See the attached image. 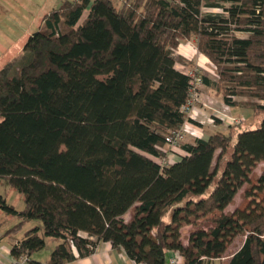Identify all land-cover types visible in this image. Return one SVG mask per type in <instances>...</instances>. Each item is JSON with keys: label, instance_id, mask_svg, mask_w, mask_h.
I'll list each match as a JSON object with an SVG mask.
<instances>
[{"label": "trees", "instance_id": "obj_1", "mask_svg": "<svg viewBox=\"0 0 264 264\" xmlns=\"http://www.w3.org/2000/svg\"><path fill=\"white\" fill-rule=\"evenodd\" d=\"M193 39L217 72L211 81L198 70L201 84L227 105L264 112V0H62L43 15L20 64L0 69V178L24 198L16 209L0 194V210L17 219L4 236L36 222L12 257L42 264L30 256L53 237L49 264L88 256L99 242L141 264L173 254L214 264L242 234L226 264H264V166L255 171L264 119L183 141L184 154L161 163L175 152L167 138L199 125L186 112L192 77L173 55Z\"/></svg>", "mask_w": 264, "mask_h": 264}, {"label": "rangeland", "instance_id": "obj_2", "mask_svg": "<svg viewBox=\"0 0 264 264\" xmlns=\"http://www.w3.org/2000/svg\"><path fill=\"white\" fill-rule=\"evenodd\" d=\"M61 2L62 0H0V69L7 62L13 59L16 62L15 67H17L20 64L22 56L26 53L24 50V44L27 40V37L32 32L38 29L42 16L53 7H57ZM203 10L204 12H211V13L222 12L220 9H212V8H204ZM86 14L87 11L85 10L83 12L82 19L86 16ZM235 34L237 36L245 35L242 32H238V31H235ZM181 44L184 45L187 44L186 46L190 52L187 53L189 56H184L177 53L179 46L177 47V49L174 50L173 55L176 60L175 67L177 69L182 71L187 69H191V70L198 69L200 73L205 71L209 75L217 78V72L213 68V65L210 63V61H207V59L203 55H200L199 52L196 50L194 39L189 42L186 43L184 42ZM184 54H186V51ZM195 97L197 98V96ZM236 99L245 100V101L249 100V98L244 95L236 97ZM211 103L213 104V101ZM228 110L229 108H224V105H222L220 109H214L213 111H216L215 114H220V113H226L228 112ZM210 117H214V116H210ZM237 117L243 118L241 129H255L260 125L261 120L264 119V112H259L257 114H253L252 116L250 115L249 117L247 115H239ZM196 118L198 119L199 116H197ZM208 123H214V120L213 122H208ZM224 126L226 125L224 124ZM227 127L230 128L231 126L227 125ZM232 129L234 130V132L237 131V128L234 129L232 127ZM169 149L171 148L169 147ZM173 149L176 150L177 148L173 147ZM262 166H264V164L260 163L256 167L255 169L256 173H260ZM244 187L241 188L239 192L235 195L233 203L226 208V211H232L237 205L241 203ZM0 194H2L6 198L7 202L12 204L16 209H22L24 207L23 195L17 192L15 189H13L9 185L6 178H0ZM132 212H133V207L130 208L127 211V213H125V218L129 219L132 215ZM0 215L5 217L4 213L1 211H0ZM170 220H171V211H169L163 217L160 226L157 228V230L161 232L164 229L165 225L168 222H170ZM16 222L17 219L14 217L6 218L3 224L4 225L3 228L6 229L8 226H11ZM197 223H198L197 226L206 227L209 224V221L205 219H200ZM192 227L193 226L190 225L184 227L182 234L184 239H186L188 231ZM25 230H27V224L23 227V229H21L15 235H18L20 237L22 236L23 231ZM244 238L245 236L242 234L235 237V239L230 243L229 247L227 248L223 256L221 258L214 260V264H226L229 257L240 248V246L244 241ZM47 247L48 246H44L43 247L44 249L42 248L43 249L42 251H46Z\"/></svg>", "mask_w": 264, "mask_h": 264}, {"label": "crops", "instance_id": "obj_3", "mask_svg": "<svg viewBox=\"0 0 264 264\" xmlns=\"http://www.w3.org/2000/svg\"><path fill=\"white\" fill-rule=\"evenodd\" d=\"M40 23H41V21H40ZM243 36H245V35H243ZM187 42H189V41H187ZM181 45L186 47V49H185L186 54L190 52L186 46L187 44L184 45V44L180 43L179 47ZM186 54H181V55L186 56ZM199 54L203 55L207 59V61H210L204 54H202L200 52H199ZM187 56H189V55L187 54ZM202 73L205 77H207L211 81H214L216 79L214 76L209 75L205 71H203ZM196 90H197V98L195 100H193L192 107H193V111L195 113H197V116H199L197 121L198 122L203 121V122H199V125H198L199 134H198L197 138H206L208 136V134L215 132V131H224V132L227 131L229 129L227 127V125L228 126L232 125V123L228 122L229 121L228 119L230 117H234V116L237 117L239 115H247L249 117L250 115L251 116L253 115V111L251 109L244 107V106H241V105L230 106V105H228L229 110H228V112L225 113L226 117L224 119L214 118V119H216V121H214V123H208L207 118H210V116L215 115L216 111H213V110L214 109H220L222 105H227V104H225V102L223 101L222 95L217 94L216 90L208 83L203 82V84H200L199 86H197ZM198 97H199V99H198ZM210 100L213 101V104L211 103L212 101H210ZM224 124L226 126H224ZM193 139H195V137L187 134L185 141H192ZM174 151H175L174 153L170 152L167 155V159L169 161H171V163L176 161L178 159L179 155L184 154V152L180 148H177ZM4 216L5 217L0 215V221H5L6 218H12V217H8L5 214H4ZM3 224L0 226V264H10L12 261V258H13L10 254V246L14 241L20 239L24 235V232L26 230L23 231V234L20 237L18 235H15V234L4 236L5 230H7L10 226H8L6 229H4ZM35 224H36V222H34V221L28 222L27 223V230L30 229L31 227H33ZM58 242H59V240L56 238L47 237L45 239V246H48L46 251H42L44 248L39 250V251H36V252L31 254L30 259L40 261L42 264H49L50 252ZM74 254H75V256H77V252L75 250H74ZM174 255L175 254H173V256ZM67 264H131V259L125 254L124 251L114 249L109 242H99L91 254H89L88 256L76 258L75 260L70 261Z\"/></svg>", "mask_w": 264, "mask_h": 264}, {"label": "built area", "instance_id": "obj_4", "mask_svg": "<svg viewBox=\"0 0 264 264\" xmlns=\"http://www.w3.org/2000/svg\"><path fill=\"white\" fill-rule=\"evenodd\" d=\"M213 68L215 69L214 65H213ZM184 72L188 73L192 77L191 98L186 105V112L188 113V115L191 119L197 121V118H196L197 113H195L193 111L192 104H193V100L196 99L195 96H197L196 88H197V86H199L201 84L200 73H199L198 69H194V70L187 69V70H184ZM213 73H214V71H213ZM224 108H229V107H228V105H224ZM225 117H226L225 113L215 114L214 117L208 118V122H213L214 118L224 119ZM228 120L227 121L232 123V124H238V123L243 122V118H241V117H232V118H229ZM199 122H203V121H199ZM186 134H190V136L197 138L198 134H199L198 125L192 124L190 122L184 123V125L180 128V130L173 132L172 135L167 138V141L169 142L171 147H176L181 142L184 141ZM161 163L168 164V163H171V161H169L166 158V159L162 160ZM26 260H27L26 257L23 255H21L18 258L13 257L10 264H27ZM181 261H182V258L179 255H174V256L172 255L168 258L166 264H179ZM131 264H141V263L131 259Z\"/></svg>", "mask_w": 264, "mask_h": 264}, {"label": "bare ground", "instance_id": "obj_5", "mask_svg": "<svg viewBox=\"0 0 264 264\" xmlns=\"http://www.w3.org/2000/svg\"><path fill=\"white\" fill-rule=\"evenodd\" d=\"M186 49V47H184V46H180L179 48H178V51H177V53H179V54H184L185 53V50ZM185 56V55H184ZM187 56V55H186Z\"/></svg>", "mask_w": 264, "mask_h": 264}]
</instances>
